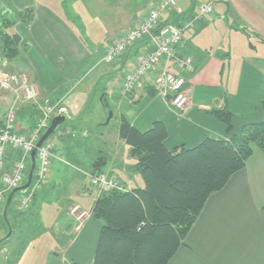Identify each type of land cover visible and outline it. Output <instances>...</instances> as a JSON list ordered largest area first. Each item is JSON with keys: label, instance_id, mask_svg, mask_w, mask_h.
<instances>
[{"label": "crops", "instance_id": "crops-1", "mask_svg": "<svg viewBox=\"0 0 264 264\" xmlns=\"http://www.w3.org/2000/svg\"><path fill=\"white\" fill-rule=\"evenodd\" d=\"M3 1L10 9L5 17L10 19L15 18L14 12H33L30 25L18 21L12 28L11 33L20 38V55L9 61V70L28 73L41 96L58 102L60 106L63 102L60 94L69 85L71 90H75L89 75L98 73L97 78H104L108 86L119 76V92L115 94L119 100L113 113H118L120 121L125 117L142 133L149 131L155 122H163L168 131L165 146L169 150L182 146L194 149L207 139L229 141L226 126L211 114L212 111L227 108L233 114L234 135H239L244 126L259 124L264 120V0H178L177 12L184 17L183 20L191 17L199 3L212 2L214 5V13L187 31L181 46L175 49L177 56H191L194 60L195 72L186 77L185 89L190 105L184 112L177 111L164 97L154 92L151 87L154 75L145 81L144 89L136 92H140L138 98L136 93L128 99L119 97L125 75L134 69L139 53L151 50L149 43L137 46L128 56L112 65L104 64L103 56L101 64L104 68L100 69L91 64V51L70 21L76 17L75 14H62L58 0ZM133 3L139 7L138 2ZM146 5L145 2L142 4L141 16H134L132 21L135 22L126 31L145 19ZM135 6L125 5L121 9L123 20L130 21V16L137 10ZM2 14L0 18L4 17ZM175 20L181 22L177 17ZM87 68L89 70L86 71ZM11 101L8 93L0 91V109L3 112ZM61 107L70 118L69 109L63 105ZM32 108H20L21 130L30 128ZM120 144L122 148L126 146L123 140ZM128 150L130 155V148ZM19 156L10 155L9 158L16 160ZM96 161L90 163L92 170L88 171V177L93 173ZM135 164L134 160L131 169L136 174ZM103 167L109 175L118 179L119 173L133 177L123 162L118 168L112 165L108 168L106 163ZM252 183V168L246 162L244 170L235 173L220 192L208 199L185 245L169 264H264V193L256 194L258 190L254 189ZM143 186L141 183L136 187H125L133 191ZM57 187L50 184L42 188L46 194L42 204L56 198L55 194H59ZM79 192L85 199L92 198L88 206L83 204L85 210L91 212L98 197L97 192L94 193L88 184ZM40 205L33 204L28 213L30 217L16 222L19 230L17 236L13 231L10 241L0 245L4 264H21V257L29 253L40 256L39 264H67L66 259L78 264H94L101 224L91 215L78 222L71 214L72 208L77 206L73 203L68 207L70 220L66 218L64 224L55 221L53 227L49 228L54 231L49 242L51 247L47 249V243L43 248L42 244L34 241L35 237L24 232L26 225L31 229L38 225L44 236L49 238V230L41 221ZM21 249L25 252L21 253ZM41 249L46 251L44 255L40 254Z\"/></svg>", "mask_w": 264, "mask_h": 264}, {"label": "trees", "instance_id": "trees-1", "mask_svg": "<svg viewBox=\"0 0 264 264\" xmlns=\"http://www.w3.org/2000/svg\"><path fill=\"white\" fill-rule=\"evenodd\" d=\"M0 19V49L6 60L13 61L20 55V38L11 33L12 28L18 21L30 25L33 12ZM44 100L58 103L41 96L40 101ZM32 110L31 122L36 125L39 114ZM211 114L226 126L229 141L207 139L194 149L172 150L165 146L168 131L163 122H155L142 133L121 118L120 139L130 148L136 161L134 170L144 186L104 193L94 203L92 217L101 224L94 264H169L185 245L208 199L246 168L254 147L264 154V120L246 125L234 135L233 114L227 108ZM105 163V158L97 159L93 173L100 172Z\"/></svg>", "mask_w": 264, "mask_h": 264}, {"label": "rangeland", "instance_id": "rangeland-1", "mask_svg": "<svg viewBox=\"0 0 264 264\" xmlns=\"http://www.w3.org/2000/svg\"><path fill=\"white\" fill-rule=\"evenodd\" d=\"M2 1H0V13L2 12V16H5L10 9L7 7L6 2ZM133 2H138L140 9ZM144 2L148 5L149 0H58L62 14H67V16L75 14L76 17L70 19V21H72L75 30L86 43L88 50L91 51V64L97 65L100 69L104 68V65L101 64V59L104 56L105 46L127 32L128 27L135 22V20L132 21V18L141 16V6ZM125 5L128 7L132 5L137 9L130 16V21L122 19L121 9ZM14 13L16 14L17 12ZM0 61H5L1 49ZM0 65L3 67V64ZM87 70L89 69L87 68ZM86 71L82 74L83 76ZM2 72L8 73L4 70ZM97 74L89 75L75 90H71V85H69L60 94V98L63 100L61 106L63 105L69 109L70 118L68 117L57 128L56 133L50 137L55 143L54 152L56 158L49 169L47 181L44 184V188L50 186V184L58 185L56 191L58 190L59 194H55L56 198L51 199L48 204H42L41 201L45 199L46 194L40 189L33 200L34 205L41 203V221L46 230H49L47 234L49 238L44 236V232H41L38 225L33 229L29 225L24 228L25 234L35 237L34 241H37V244H42L43 248L52 241L51 234H54V231L49 228L53 227L55 221H58L59 224H64L66 218L70 220L68 207L71 204L76 203V205L80 206L82 211L87 213L86 217L92 216V211L88 212L83 205L88 206L92 198H87L88 200L83 198L79 191L80 188L86 187L87 184L90 185V178L87 173L92 170L90 163L93 160L100 157L105 158L108 168L111 165L118 168L119 164L123 162L125 166H128L133 177L130 178L125 173H119V179L121 180L119 181L128 188L136 187L137 184H144L141 176L138 173L136 175L131 169L134 159L129 155V147L126 145L122 148L120 144L122 141L119 138L121 121L117 112L113 113V118L107 124L109 113L114 112L113 110L119 100L115 94L119 92L121 77L118 76V79L116 78L106 86V80L104 78L99 80ZM104 88L106 89L104 90ZM104 94H108L105 102L103 100ZM139 94L140 92L136 93L137 98ZM165 99L169 102L168 98ZM247 164L252 168V184L254 189L258 190L256 194L264 193V154L257 147H254V153L248 159ZM101 169L102 172L107 173L105 167ZM95 191L96 189L94 193ZM96 192L98 195L105 193L100 190ZM17 199L15 197L14 202ZM5 204L0 205V245H2L8 235V225L13 229L14 235L17 236L19 230L15 225L16 222L27 220L30 217L29 211L24 214L17 213L12 203L8 213L7 224L3 218ZM33 217L36 220V214ZM36 236L38 237L36 238ZM32 245L29 247H32ZM49 246L51 247L50 243L47 245V249ZM20 252L24 253L25 251L21 249ZM45 252L41 249L40 254L44 255ZM2 257L3 252H0V264H4ZM21 259V264H39L40 256L29 253L22 256ZM71 262L74 261L66 259L67 264H71Z\"/></svg>", "mask_w": 264, "mask_h": 264}, {"label": "built area", "instance_id": "built-area-1", "mask_svg": "<svg viewBox=\"0 0 264 264\" xmlns=\"http://www.w3.org/2000/svg\"><path fill=\"white\" fill-rule=\"evenodd\" d=\"M177 6V0H149L145 19L105 46L104 63L108 65L128 56L137 46L149 43L151 49L139 53L134 69L125 75L120 91L122 98H128L136 90L143 89L145 81L154 75L151 86L158 95L168 98L174 109L184 112L190 105L185 86L186 77L195 71L194 60L190 56H177L175 49L181 46L187 31L214 13V5L212 2L199 3L197 10L185 20L177 12ZM176 17L184 22L175 24L176 20L173 19ZM0 90L9 93L12 98L5 112L0 109V182L3 186L0 205L11 192L25 184L30 172L31 155L36 150V168L30 188L25 194L19 195L15 202V209L23 213L29 210L36 193L46 183L55 159L53 140L48 139L38 149L37 145L52 120L66 115L67 111L59 103L52 105L48 100L41 102L36 84L26 73H3L0 70ZM24 105H32L39 114L36 125H31L27 130L20 129L18 119V110ZM10 155L20 156L11 160ZM91 186L103 192L124 191L116 178L103 173L91 177ZM71 214L78 222L87 216L78 206L72 208Z\"/></svg>", "mask_w": 264, "mask_h": 264}, {"label": "water", "instance_id": "water-1", "mask_svg": "<svg viewBox=\"0 0 264 264\" xmlns=\"http://www.w3.org/2000/svg\"><path fill=\"white\" fill-rule=\"evenodd\" d=\"M105 96V95H104ZM103 96V98H104ZM113 118V112H110L109 113V117H108V120H107V124L111 121V119ZM65 122V117H56L55 119H53L52 123H51V126L49 127V129L47 130V132L42 136V138L40 139L38 145H37V149L40 148L42 146V144L48 140L56 131V129L61 126L63 123ZM35 156H36V150L32 153L31 155V170H30V173H29V176H28V179H27V182L26 184L20 188L19 190H15L13 191L7 201H6V205H5V210H4V221L8 224V217H7V213H8V210L10 208V205L12 203V200L14 198V196L18 193H26V191L28 190V188L30 187V184L32 182V179H33V176H34V171H35V168H36V162H35ZM12 235V229L10 227V225H8V235L7 237L5 238V240H8Z\"/></svg>", "mask_w": 264, "mask_h": 264}, {"label": "bare ground", "instance_id": "bare-ground-1", "mask_svg": "<svg viewBox=\"0 0 264 264\" xmlns=\"http://www.w3.org/2000/svg\"><path fill=\"white\" fill-rule=\"evenodd\" d=\"M191 57V56H190ZM193 58V57H192Z\"/></svg>", "mask_w": 264, "mask_h": 264}]
</instances>
